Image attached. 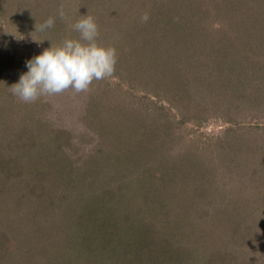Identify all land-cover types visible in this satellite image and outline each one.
Instances as JSON below:
<instances>
[{
  "label": "rangeland",
  "instance_id": "1",
  "mask_svg": "<svg viewBox=\"0 0 264 264\" xmlns=\"http://www.w3.org/2000/svg\"><path fill=\"white\" fill-rule=\"evenodd\" d=\"M172 1L0 0V241H4L0 264L26 261L8 259L25 244L31 251L26 254L27 264H33L32 259L37 260L35 264L38 260L39 264H59V260L96 264L97 259L78 252V239L97 222L78 218L86 207L97 210L106 202L110 189H118L124 203L139 199L134 182L127 184L122 175L132 169V154L145 163L139 168L141 173H147L148 167L154 174L139 180L142 185L150 188L160 182L157 175L165 176L160 182L163 186L153 191L170 194V207L177 213L183 211L179 201L184 205L196 196L195 186L202 191L211 184L207 177L213 174L218 182L228 173L231 181H222L216 200L220 202L228 189L235 202L225 212L213 208L204 213L207 234H217L219 245L236 258L240 248L226 246L225 241L245 243L248 235L252 248L244 249L245 256L255 249L253 264H264V246L258 245L260 241L264 244V183L258 180L264 166L259 164L254 171L245 155L254 150L264 157V120L258 118L264 115L262 65L258 57L248 56L245 46L242 66L248 68V75H234L238 68L225 63L238 82H229L227 87L223 77L221 81L197 82L193 77L200 60L196 59L216 45L197 38L189 20L205 16L206 23L194 26L213 25L211 31L231 12L215 9L210 17L199 5L189 11L182 7L189 0H182L181 9L173 7ZM61 7L64 18L58 14ZM169 11L176 19L181 17L185 22L181 28L187 30L179 46L166 45L170 52L165 55L162 38ZM82 15L95 18L98 43L115 48L113 74L93 80L87 91L79 93L69 88L32 102L13 95L12 85L27 71L26 60L51 44L79 38L71 26ZM251 15L263 18L261 9L247 12V22H255ZM49 17L55 18L54 26L40 31ZM210 34L205 32L204 37ZM254 40L258 49L260 39ZM207 66L214 68L210 62ZM207 91L213 96L206 97ZM108 180L111 185L104 186ZM175 190L184 197L179 200ZM198 248L199 257L205 259L208 253Z\"/></svg>",
  "mask_w": 264,
  "mask_h": 264
},
{
  "label": "trees",
  "instance_id": "2",
  "mask_svg": "<svg viewBox=\"0 0 264 264\" xmlns=\"http://www.w3.org/2000/svg\"><path fill=\"white\" fill-rule=\"evenodd\" d=\"M172 2L173 3L171 4H174L173 7L177 9L187 7L188 11L190 8L199 5L200 8L207 9L206 12L209 13L208 16L210 17L213 15L212 10L215 9L221 10V12L226 11V13L231 12L230 14L228 13L227 16L220 15V17H222L220 18L219 23L215 25L217 26V29L211 31L208 30L213 25H210L209 27L194 26L196 22H204L206 19L205 16L200 18L196 17V20H192V18L189 20L193 21L191 31L194 29L197 38L211 41L216 45L215 49H212V52L206 55L204 53L202 59H196L195 62L200 60L198 64L199 71H197L193 77L197 82H202V80L203 82H207L211 81V79H214L213 81H217L219 78L221 81L222 77V81H226V87L229 82H238L235 81L236 77H232V72L229 71L232 69H230V67L228 68L226 64L231 63L230 66H232V68H238V72L234 75L237 76L239 72L241 76L248 75V68H244L242 66V60L243 58L245 59L246 56L244 53L245 51L249 57L251 56V58L258 57V60L262 65V70L264 71V0H189L185 3V5L182 4L183 6L181 5L183 2L182 0H174ZM257 8L261 9L263 18L255 19L254 16L251 15V18L254 19L256 23L251 22L250 20L247 22V12L250 14L253 11L257 12ZM169 12L170 14L165 18L167 21L164 23L165 27L163 30L165 34L162 38V42L164 43L163 51L165 55L170 52V48L166 45L171 43V48L173 49L175 45H178L179 41L183 42V32L187 30L186 27L184 30L181 28L184 27L181 23H185L181 20V17L176 19L173 11ZM171 22H174V28L172 24L169 25ZM210 22L212 23L213 21ZM204 23H206V21ZM205 32H210L211 34L205 38ZM254 37L260 39V43L257 42L258 49L253 46V44L257 41L254 40ZM249 43L252 44L249 45L250 48L248 47ZM244 48L245 51H243ZM209 62L214 66V68H209L207 66V63ZM204 95L206 97H211L213 96V93H211V91H207ZM258 118H260V120H264V115L259 116ZM256 141L257 140H255V142ZM257 154L258 153L254 152V150L245 154L247 157H250L248 167H252L254 171L259 164L264 166V157H259ZM13 157L14 156L11 155L7 159L11 161ZM129 158L132 169H128L126 172L122 171V175H125L127 178V184H132L134 182V186L138 189V195H136L139 199L137 201L134 200L124 203L122 200L120 201L121 194L118 189L112 190L109 187L110 195L107 198L109 200L106 199V202L100 203L101 206H99L97 210L94 209L93 206V209L92 207H86L83 211H85L87 215L83 214L85 212H82L80 213V217L78 219L93 218V221L97 222V224L95 227L89 225V230H86V233L81 236L80 240L78 239V241L81 242V247L78 250L80 254L86 255L92 260L94 258L97 259L96 264L254 263L253 254H255L257 250L254 251V249L251 252L249 251L247 253V257L244 253L245 248H252L250 244L251 237L248 238V235L245 243L236 242L234 240L228 243L225 241L227 244L226 246L231 248H240V255L236 258V255L232 256L233 254L230 250H224L219 245L217 234L210 233V236L207 234L209 232H207L208 223L206 220V212L213 208V211H217L218 213L225 212V210L235 202L234 195H232L230 199L228 189L225 190L226 193L224 194L223 192V195L219 198V203L216 200L222 190L220 188L222 186V181L224 179H228V173L222 174L224 177L221 175L218 182L213 174L207 177V181L210 180L209 183L211 184L208 185V187H205L204 190L202 189V191L200 190V187L195 186L193 190L196 196L189 198L184 205L179 201L183 211L179 210L177 213L170 207V194L167 197L164 195L165 190L161 191L157 189V191H153L157 186H163L160 182L165 176L163 175L160 177L157 175L160 182L157 181L152 187L148 188L146 184L142 185V182L139 180H145L147 176H153L154 174L148 172V167H146L147 170L145 171L147 173H141L139 168L145 163H142L143 161H139V158H135L133 154L132 156L130 155ZM201 166L202 165H199V168H201ZM141 174H143V176H141ZM166 176H168V174ZM229 179L228 180L230 182L231 178ZM258 180L264 183V172L260 175ZM110 181L111 180H108L109 184L104 186L111 185ZM119 183H116L115 185H118ZM179 186L180 185H178L177 188L181 189ZM197 189H199V192H196ZM157 192L159 195L153 198V194L156 195ZM178 193L179 192L177 191L176 193L175 190V195H178L177 198L180 200V198L184 196L181 195V193ZM262 194L264 197V191ZM225 195H227L226 198ZM133 197L135 198L134 195L132 198ZM118 200L119 202H123L122 206L117 205L116 201ZM159 214H161V216H159ZM218 220L217 224H220L221 220ZM78 222L80 221L78 220ZM78 222L77 225H81V222ZM68 238L71 241L77 242V239H73L70 236H68ZM258 241L259 240H257V243ZM6 242L9 243V239H6ZM232 242L236 243L232 244ZM0 244L4 247L3 240L0 241ZM258 245L264 246L263 241H260ZM198 247H202V250H205L208 253L205 259L199 257ZM29 249L30 248H28L26 244L22 250L14 249L9 254L8 259L20 263L19 258H25L26 261H23L22 264H27L29 262L27 261L28 259L26 254L31 255V251H29ZM49 253L51 252H48L47 254ZM32 258L33 257H31V259ZM32 260L34 261L33 264L37 261H35V259ZM33 261H30V263ZM38 262L37 264H39ZM59 264H74V262L69 260H59Z\"/></svg>",
  "mask_w": 264,
  "mask_h": 264
},
{
  "label": "clouds",
  "instance_id": "3",
  "mask_svg": "<svg viewBox=\"0 0 264 264\" xmlns=\"http://www.w3.org/2000/svg\"><path fill=\"white\" fill-rule=\"evenodd\" d=\"M61 18L65 11L58 10ZM147 15L143 19L147 20ZM49 17L40 31L54 26ZM79 38H66L61 43L44 49L26 60V72L12 85L13 95L24 102H32L42 95H55L71 88L79 93L87 91L93 80L110 77L116 65L114 47L98 43L99 26L91 15H82L72 26Z\"/></svg>",
  "mask_w": 264,
  "mask_h": 264
}]
</instances>
